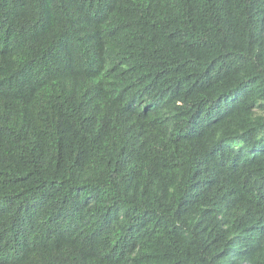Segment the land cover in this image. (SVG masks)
Segmentation results:
<instances>
[{"label":"trees","instance_id":"1","mask_svg":"<svg viewBox=\"0 0 264 264\" xmlns=\"http://www.w3.org/2000/svg\"><path fill=\"white\" fill-rule=\"evenodd\" d=\"M0 264H264V0H0Z\"/></svg>","mask_w":264,"mask_h":264}]
</instances>
